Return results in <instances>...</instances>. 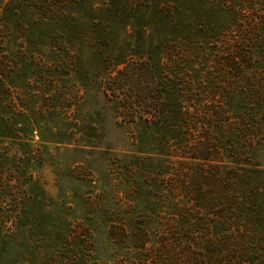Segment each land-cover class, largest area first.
<instances>
[{
  "label": "rangeland",
  "instance_id": "1",
  "mask_svg": "<svg viewBox=\"0 0 264 264\" xmlns=\"http://www.w3.org/2000/svg\"><path fill=\"white\" fill-rule=\"evenodd\" d=\"M176 1L0 0V264L136 260L145 254L131 245L136 226L149 252L163 233L155 220L186 204L180 185L196 164L178 157L166 128L129 122L104 86L126 62L146 60L154 84L193 114L206 100L224 106L227 80L183 59L196 27L218 17ZM209 134L217 145L224 132ZM253 157L264 169V147Z\"/></svg>",
  "mask_w": 264,
  "mask_h": 264
},
{
  "label": "trees",
  "instance_id": "2",
  "mask_svg": "<svg viewBox=\"0 0 264 264\" xmlns=\"http://www.w3.org/2000/svg\"><path fill=\"white\" fill-rule=\"evenodd\" d=\"M183 1L187 9L196 4L201 18L218 17L196 27L201 41H189L184 61L194 68V56L207 77L216 69L230 91L221 87L224 106L211 108L206 100L193 114L180 99L171 100L162 83L154 84L158 77L149 61H128L107 76L105 90L122 104L129 122L142 118L149 127L166 128L179 140L178 157L196 164L180 185L186 204H173L165 221L154 222L153 233L163 231L154 249L145 251L148 231L136 226L131 245L145 254L113 264H264V169L253 159L264 147V0ZM212 78L208 83L216 90ZM5 85L0 73V90ZM195 119L205 120L203 136L192 131ZM212 129L224 132L217 145ZM120 228L119 243L127 239ZM109 236L114 240L113 233Z\"/></svg>",
  "mask_w": 264,
  "mask_h": 264
}]
</instances>
